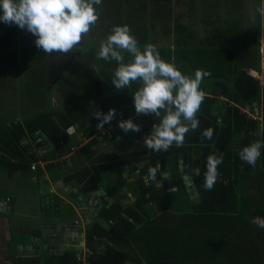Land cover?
I'll return each instance as SVG.
<instances>
[{
	"label": "trees",
	"instance_id": "1",
	"mask_svg": "<svg viewBox=\"0 0 264 264\" xmlns=\"http://www.w3.org/2000/svg\"><path fill=\"white\" fill-rule=\"evenodd\" d=\"M106 2L102 0L101 5L96 7H101L103 13L113 14L117 25H129L135 38L138 36L141 41H147L148 32L143 28L141 21L148 6L138 4L131 9L123 5L124 0ZM235 2L236 0H201L204 10L202 15H196V18H199V15L204 16V20H198L200 27L202 24L209 25L204 28H210L219 34L207 32L208 35L204 38L196 39L197 32H191L190 23L184 27L176 22L173 16L167 15V11H172L174 0H155L153 20L166 28L170 27V30L163 27L165 33H162L165 38H171V42L174 39V44L157 48L161 57L168 62L174 61L177 68L186 75L194 74L196 69H201L209 75L203 78L200 85L205 97L197 113L199 128L186 134L183 147L177 148L173 145L167 152L147 149L143 145L144 135L139 134L142 131L133 132L140 141L137 154L145 157L142 160L146 165L140 172L137 166H134L127 178L122 177L119 172L120 164L114 162V157H93L91 149L99 144L94 137V127L100 123L94 114L98 110L107 114L109 109H115V117L110 123L118 119H136L138 116L135 113L132 94L139 86L138 82H134L131 87L120 89L113 96H108L103 78L104 73L108 71L104 67L103 70L99 69L93 51L85 54L86 50L82 51L80 48L71 57L69 53L59 54L69 57V61L55 80H52L47 68L50 58L35 46L36 38L31 33L26 30L21 32L20 42L30 46L27 55L31 54L34 60L32 66L24 67L28 59L24 65H20L21 69L30 68L28 83L21 80V90L28 86L31 101L38 104L28 109L32 110L33 114L23 122L0 120V169L4 171V176L11 180L13 176L30 173L31 165L39 161L47 165V171H57L69 159L74 163L76 172L72 178L77 180L85 192L91 193L101 187L104 172L112 171L115 175L107 186V194L111 198L110 205L101 209L96 221L86 229L85 248L91 253L86 255L84 260L79 258L78 252L73 249H63L60 253L52 255L46 254L45 251V254L34 252L31 256L22 257L17 254L14 245L11 250L12 264H264V251L243 254L241 241L237 243L232 239V235L241 234L238 229L228 236L223 232L225 225H221V229L211 230L213 220L221 218L220 214L234 212L231 211L233 205L230 204L238 201L235 191L238 177L242 174L239 170L244 169L245 175L249 176L264 170V149H261L262 154L255 168L242 162L238 155L239 151L250 143L264 141V118L261 121L259 118L253 120L251 115L243 112L247 107L252 109L254 104L261 100L264 110V87L246 71L247 68H260V36L257 35L255 39V46L251 49L254 51L252 56V53L244 54V50L247 52L249 47L246 36L242 37L237 28L232 26L227 29L222 27L223 16L234 13L225 8L228 5L235 6ZM118 3H121V7L115 10ZM169 22L173 25H168ZM2 26L0 22V30ZM151 28L156 30L154 23ZM2 36L3 31H0V37ZM90 41L97 43L100 49L97 40ZM239 41L241 46L237 44ZM122 54L127 62L130 56L126 52ZM114 69L115 67H112L111 71L114 72ZM49 81L52 85L48 84ZM54 91H57L60 99L57 105L53 103ZM85 93L93 97L90 103L83 102L85 97L82 95ZM78 96L81 97L77 98ZM143 122V133H147L156 118L149 115ZM207 128H212L214 135L211 140L202 141L201 133ZM71 130L78 133L80 142H74ZM122 134L125 133L115 134L102 142H108ZM32 137H36L33 142L38 144L37 147L47 146V152L41 158H38L27 144ZM238 137L241 139L238 140ZM84 141L87 143L84 144ZM74 146H80L79 152L76 156L69 157L70 149ZM212 153H223L224 159L218 166V180L209 191L203 186V173L206 171V158ZM76 157H82L84 163L92 162L95 166L77 167ZM150 167L157 168L156 180L145 185L144 177ZM197 170L199 174L195 176ZM169 172L172 174L170 186L177 185L180 193H183V177L192 176L201 196L198 204H190L181 215L179 208L174 209L175 213L162 215L164 206H167L162 198L170 195V199L174 200L176 195L179 196L178 191H167L170 186L163 174ZM137 173L139 176L130 180ZM68 179L64 182L68 183ZM128 195L133 197V203L122 204V199L125 200ZM163 217H166L165 221ZM182 224L185 225L181 226ZM215 226L217 227L218 223H215ZM195 236L201 241L200 249H205L204 252L197 253L196 249L185 246L184 241L194 239ZM29 240L21 242L33 246V241ZM211 240H214L213 248ZM41 242L40 239L39 246L44 248ZM99 246H103V250L97 251ZM227 246H234V251H228Z\"/></svg>",
	"mask_w": 264,
	"mask_h": 264
},
{
	"label": "crops",
	"instance_id": "2",
	"mask_svg": "<svg viewBox=\"0 0 264 264\" xmlns=\"http://www.w3.org/2000/svg\"><path fill=\"white\" fill-rule=\"evenodd\" d=\"M250 1V5L248 4V10L249 13H246L248 16V22L244 25L237 27V30L240 32L239 34H242V37H247L248 40L254 43L255 46V39L257 35L260 36V45L262 40L264 39V17H262L258 11V8L260 7L261 0H248ZM246 5V2L244 0L243 2ZM201 5V3H198L197 7ZM236 10H239L237 8ZM252 10V13H251ZM254 12V14H253ZM228 22V20H227ZM21 34V31H20ZM239 36V35H238ZM241 37V38H242ZM10 41H13V39L10 37ZM260 45H259V52H260ZM253 46V47H254ZM58 55L60 53H57ZM56 54V55H57ZM56 55L50 56L48 55L49 64L56 58ZM261 55V54H260ZM252 56H254V51H252ZM0 56V66H8L9 61L3 60ZM20 64L19 66H15V70L20 67V65H24L23 58H19ZM263 57L261 55L262 61ZM11 61L17 63L16 59H11ZM254 63V62H253ZM15 65V64H14ZM260 67V64H259ZM47 68L49 69V66L47 65ZM3 70V67H0V74ZM257 69H250L247 68L246 71L251 75L252 72L258 71ZM29 71L30 68H22L17 71L16 75L13 77L15 80V83L17 82V78H20V84L21 80L26 81L28 83L29 80ZM9 80L4 79L2 75H0V100L2 98L5 99V96L1 97L2 92V84L4 81ZM44 80V79H43ZM46 83L47 81L44 80ZM29 87L27 86L24 90H21V85L19 86L18 91L23 92V98L25 99V95L28 94ZM57 93V92H55ZM1 102V101H0ZM5 104H7L6 99L3 100ZM38 104L36 101L32 102H26L22 103L23 106H21V110H24V113L29 116H31L32 110H28L29 108H32L33 105ZM1 105V103H0ZM4 111L10 110L9 108H4ZM16 111H18L17 108H15ZM250 111V112H249ZM243 112L248 113L249 116L251 115V119L255 120L256 118H259L260 121L264 118V110H263V101L261 100L259 103H255L253 108L249 109L247 107V110H244ZM33 114V113H32ZM28 117L24 118L27 119ZM8 121V120H6ZM17 122H23V120H15ZM145 126L144 122L140 125L141 131L139 134L144 135V137L148 134H150V131L147 133H143L144 129L142 128ZM71 137L74 140L75 143H78L81 141V137L78 135V133L75 130L70 131ZM128 133L127 135H117L115 139H112L110 141L102 142V140H98L99 144H97L93 149H91L93 157L98 156H106V157H114L116 160L114 162L116 164H120L119 172L121 173L123 178H127L129 176L130 169L134 168V166H137L138 171L140 172L141 169H143L146 165V162L142 160L145 158L144 156H139L137 153L138 146L140 144L139 138L136 134ZM238 140L241 139V137L237 138ZM36 140V137H32L29 140L28 145L31 146L33 149V152L36 153V156L38 158L43 157L45 153L47 152V146H41L37 147L38 144L33 142ZM261 141V140H260ZM41 143V142H39ZM87 143V141H86ZM84 141V144H86ZM26 144V145H27ZM44 145V144H43ZM51 146V145H50ZM79 152V151H78ZM69 155L70 156H76L78 154ZM65 163V165L61 166L60 169L57 171H47L45 168L47 165L42 167L38 166L35 171H32L30 168V173L27 174H21L13 176L10 180V178H6L4 176V171L0 169V192H1V198H0V257H12L11 256V250L13 249V246H10V242L13 239L12 233H11V226L14 227L15 235L17 244L15 245L14 249H17V254L24 255V256H31V253L37 252L39 254H42L43 251L46 252V254L52 255L60 253L63 249H73L74 251L78 252V254H83V248H85V234L86 229L88 227H91V225L96 221L98 216L97 212H87L86 214L90 215L91 218L90 223L87 224L86 227V221L88 222V219L82 217L80 218L81 221V231L74 232L72 230L68 229V225L61 224L63 223L60 219L63 217V214L67 213L69 214V217H73L70 213L71 207V201L69 198H72L73 200L76 199L78 193L81 194H91L92 200L91 204L93 203L95 206L98 204L102 205V209L107 208L111 203V198L107 194V186L111 180L114 179V172H104L103 177L104 181L102 182L101 187L91 193L85 192V190L82 188L81 185L78 184L77 180L72 178L73 175L76 174L74 172V163L72 161H68ZM75 161H77L79 167L80 165H83V167H94L95 164L91 163H84V160H82V157H76ZM138 161V162H137ZM40 162V161H39ZM133 162V163H131ZM84 163V164H83ZM102 165L107 163H101ZM100 164V165H101ZM33 165V164H32ZM79 169V168H78ZM47 171V172H46ZM239 171L242 172L241 175H239V182L236 187L235 194H237V203H231L230 205H233L230 209V214L222 213L220 214L221 218H216L213 220V224L211 227L212 231H215L216 229H221V225H225L226 229H224V233L227 234V236L231 233L233 230L238 229L241 234L232 235V239L236 241L237 243L241 241L240 246L244 249L243 254H254L257 250H260V253L264 251V230L262 228H259L257 225L252 223V219L254 217H264V170H259L257 174L253 173L252 176L245 175L244 169H240ZM169 178L172 177V174L169 172L167 173ZM195 176H197V171L194 173ZM139 176L137 173L136 175H133L130 180H133V178ZM190 179L184 180V189H181L183 193H180L178 190V186H170L171 179L166 180L169 183V188L167 189L168 192H179V196L176 195L174 200L170 199V195H166L162 198V201L167 204V206H164V213L162 212V215L164 216L165 213H170L175 208H179L180 215L183 213L184 210H187L190 204H198L201 201V196L199 194V189L197 187L196 181L192 176H188ZM68 179V183H65L64 180ZM164 178V175H163ZM30 181V182H29ZM32 184H34V187L36 188V193H34L32 199L28 200L29 204L31 206L27 207V202L25 199V196L23 195L24 190L29 192L31 188L33 187ZM42 184H44L42 186ZM161 184V183H159ZM227 185V183L225 184ZM164 186V182L162 184ZM180 189V188H179ZM84 197V196H83ZM133 203V197L131 195H128V197L123 200L122 204L128 205ZM172 204V206H171ZM67 205V207H65ZM52 206V213H50L47 209V207ZM29 212L33 214V216L29 219V221L32 223L30 226L31 228L27 230H23L21 223L23 214ZM12 215L16 216L17 222L13 224L11 222ZM164 221L166 220V217H163ZM38 221V225L35 221ZM10 222L11 226L9 227L8 223ZM215 223H218V226H215ZM185 224H182L183 226ZM230 230V231H229ZM58 237H64L63 241H60V243L57 244V241L55 239ZM79 237H81L80 240ZM30 239L33 241V246L31 244L25 245L21 240ZM40 239L41 244L44 246V249L42 250V247L40 245ZM62 239V238H61ZM29 240V241H30ZM48 240H52L53 242H48ZM78 241V242H76ZM214 240H211L212 248L214 246L213 244ZM31 243V242H30ZM184 244L186 247H192L193 249L197 250V253L199 251H205V249L202 248L201 241L195 236V238L186 239L184 241ZM179 245H182V242H179ZM38 248V249H35ZM228 251H234V246H227ZM211 251V249H210ZM79 256V255H78ZM12 258L10 260L5 261V264H12ZM4 263V262H3Z\"/></svg>",
	"mask_w": 264,
	"mask_h": 264
},
{
	"label": "clouds",
	"instance_id": "3",
	"mask_svg": "<svg viewBox=\"0 0 264 264\" xmlns=\"http://www.w3.org/2000/svg\"><path fill=\"white\" fill-rule=\"evenodd\" d=\"M101 3L102 0H0V22L31 33L36 38L35 46L47 55L68 54L98 21L96 6ZM258 11L264 17V0ZM124 52L130 56L127 62ZM99 57L116 61L118 66L111 81L115 89H125L138 82L132 94L135 113L156 118L143 145L156 152H167L173 145L183 147L186 134L199 128L197 113L205 97L200 85L209 73L201 69H196L192 75L182 73L174 61L164 60L154 45L146 44L141 48L126 24L114 26L107 38L100 41ZM115 114V109H109L107 114L98 110L94 114L100 121L97 129H103ZM117 126L125 134L141 131L132 119L120 120ZM213 135L212 128L205 129L201 133L202 141L211 140ZM261 149H264V141H254L243 147L238 155L242 162L255 168ZM223 159V153L207 156L203 173L206 190H212L216 184L220 175L218 166ZM163 175L165 180L170 179L167 173ZM156 176L157 168L150 167L144 177L145 185L155 181ZM252 223L264 229V217H254Z\"/></svg>",
	"mask_w": 264,
	"mask_h": 264
},
{
	"label": "rangeland",
	"instance_id": "4",
	"mask_svg": "<svg viewBox=\"0 0 264 264\" xmlns=\"http://www.w3.org/2000/svg\"><path fill=\"white\" fill-rule=\"evenodd\" d=\"M244 0H236L235 2V6L232 5H228L225 10H228L230 12H234L233 15H225L223 16L222 20L224 21L223 24V28L227 29L230 26L237 28L240 27L242 25H244L245 23V27H246V23L248 22V16L246 13H249L248 10V4L250 5V1L245 0L246 5L243 3ZM105 3L106 0H105ZM201 3V0H174V4L172 7V11H167V15L168 16H173L174 20L177 22H179L181 25L188 26V23H190V25L193 27L191 28V32H197V37L196 39H201L204 38L206 35H208L207 32H212L214 34H219V33H215L213 32L212 29H208L206 30V28H204L205 26H209V25H203L202 27H200V24L198 22V20H204V16L201 17L202 12H203V8L202 5H199L197 8V4ZM138 4H145L146 6H148V10L146 12V15L143 17L142 21V25L143 28L145 30H147L146 34H147V41L143 42L141 41V39L136 36V40L138 41V44L141 45H146V44H152L154 45L156 48H164L166 46L171 45V43L174 42V39L171 42V38H165V36L163 35V33H165V30H162V28H166L165 26H162L161 24H159L158 22H154L153 20V13L152 10L156 7L155 4V0H124L123 5L125 7H129L132 9V7H136L138 6ZM196 4V6H195ZM121 7V3H118L115 10H117L118 8ZM237 8H239V10H236ZM196 12V14H195ZM97 13L99 16L98 21L95 23V25L92 26V28L90 29V32L85 34L82 37V40L80 42V44L75 47L71 53H69L70 57L71 55H74L76 52V50H78L79 48L83 51H85V54L88 53H92L91 51L94 52V55L96 57V63L99 65V69L103 70V67L106 69V73H104V84H105V89H106V93L108 96H113L115 95L119 90L115 89L114 85L111 83L112 78H113V71H111L112 67L116 68V61L114 60H108L105 61L103 59H101L99 57V46L97 45V43H93L90 40H97L98 44L100 45V41L102 39H106L107 36L110 34L111 29L114 26H117L116 21H115V17L113 14L111 13H103V10L101 7H97ZM198 13H201V15H199V18H196V15ZM252 13V10H251ZM254 14V12H253ZM231 16V17H229ZM165 18H167V16L165 15ZM228 20V22H227ZM151 22L152 24L154 23L155 31L152 30L151 28ZM219 24V23H218ZM217 24V25H218ZM2 28H1V32L3 31V36L0 37V56H2L1 58H3V60H7L9 61V65L8 66H0L3 67V70L1 72L0 75L3 76L4 79H9L3 82L2 86V92H1V97L3 95V97L5 96L6 102L7 104H5L3 102V100H5L4 98H2V100H0L1 105H0V120L1 122L6 121V120H11V121H15L17 120H24V118L28 117L27 114L24 113V110H21V106H23L21 104L22 103H26V102H32L30 97V94H26L25 95V99L22 97L21 98V92L18 91L19 86H20V78H17V82L15 83L14 80V76L16 75L17 71L19 72V70L21 69V66L19 68H17V70H15V66H19L20 61L19 59H17V63L11 61V59H16V58H23L24 62L27 61L28 59V63H26L24 65V67L27 66H32L34 65V60L32 58V55L30 54V56L27 55V50L30 48V46L28 47L27 44L25 43H21L20 39H21V34L20 31L22 32L23 30H21L20 28H18L15 25L12 26H8L5 25L4 23H2ZM168 25L172 26L173 23L169 22ZM216 25V26H217ZM129 26V25H128ZM130 27V26H129ZM204 28V29H203ZM222 28V29H223ZM168 30H170V27L166 28ZM204 30V31H203ZM133 31V29L131 30ZM172 31V30H171ZM222 31V30H221ZM163 32V33H162ZM173 32V31H172ZM204 32V33H202ZM202 33V34H200ZM221 33V32H220ZM12 38L13 41H10ZM211 40V37H208ZM226 41L228 42L229 40L226 39ZM233 42L235 43V40H233ZM248 51L245 52L244 50V54H250L252 53L253 49V45L254 43L251 42L250 40L248 41ZM174 44V43H173ZM219 44V43H218ZM238 45L241 46L240 41L237 43ZM218 46V45H216ZM98 47V48H97ZM97 48V49H96ZM143 48V47H142ZM57 53H52L50 54V56H54ZM87 59H89V57H87ZM69 61V57H65V56H61V55H56V58H54V60L49 64V77L52 80H55V78L59 75V73L63 70L64 65ZM15 64V65H14ZM34 73L37 74V71H35ZM34 73L32 75V77L34 76ZM67 82V80H65V83ZM49 85H52L51 81L48 82ZM57 91L53 92V103L55 105H57L60 102V99L58 98L57 93H55ZM85 98L82 99L83 102H91L93 97L91 95H88L87 93H85L84 95ZM81 96H78L77 98H79ZM4 108H9L10 110L8 111H4ZM15 108L18 109V111L15 110ZM30 182V181H29ZM44 184H42L43 186ZM32 188L29 192L25 191L23 192V195L25 196L26 202H27V207L31 206V204H29L30 199H32L34 193H36V188L34 187V184H32ZM48 211L50 213H52V206L51 207H47ZM176 211H172V213H175ZM33 216V214L26 212L23 214V218H22V223L21 226L23 228V230H27L29 228H31L30 226L32 225V223L29 221V219ZM17 220H16V216L12 215L11 217V222L13 224H15ZM36 224L38 225V221H35ZM9 227L11 226L10 222H7ZM11 233L13 236L12 241L10 242V246H14L17 244L15 235H17L15 233L14 227L11 226ZM23 241V240H21ZM42 249H44L42 247ZM43 254H45V252L43 251ZM24 257V255L22 256ZM44 257V255H43ZM11 257H0V264H5V261L7 262V260H10ZM4 262V263H3Z\"/></svg>",
	"mask_w": 264,
	"mask_h": 264
},
{
	"label": "built area",
	"instance_id": "5",
	"mask_svg": "<svg viewBox=\"0 0 264 264\" xmlns=\"http://www.w3.org/2000/svg\"><path fill=\"white\" fill-rule=\"evenodd\" d=\"M260 54L262 55L263 59L260 63V68L258 71L252 72L251 75L259 81V84L264 87V39L261 42L260 45ZM149 115H139L136 119H132L134 123L142 124L145 119H147ZM122 119H118L116 122L109 123L107 125H104L103 129L98 130L97 125L94 127V137L97 138V140H103V139H110L113 135L121 133L122 131L117 126L118 122ZM80 146H74L70 149V155H73L78 152ZM46 164L42 162H38L36 164L31 165V170L35 171L38 166L44 168ZM103 246L97 247V251L103 250ZM91 252L87 251L86 248H83V254H78L79 258L84 260L86 255H89Z\"/></svg>",
	"mask_w": 264,
	"mask_h": 264
},
{
	"label": "water",
	"instance_id": "6",
	"mask_svg": "<svg viewBox=\"0 0 264 264\" xmlns=\"http://www.w3.org/2000/svg\"><path fill=\"white\" fill-rule=\"evenodd\" d=\"M200 110V109H199ZM199 112V111H198ZM84 196V197H83ZM71 201V205H69L71 207V215L73 217H69L68 212L63 214V217H61V221L64 225H68V229L72 230L74 232L77 231H81L82 225H81V221L80 218L84 217L86 219H88V222L86 221V227L88 226L87 224L90 223L91 218L90 215L86 214L87 212H100L102 209V205L98 204L97 206H95L93 203L91 204V200H92V195L91 194H81L80 192L78 193L76 199H72L69 198ZM65 207H67V205H65ZM62 238V239H61ZM81 237H79L78 240H80ZM64 237H60L58 239V237L55 239V241H57V244L60 243V241H63ZM42 242H46V241H42ZM48 242H53L52 240H48ZM78 242V241H76Z\"/></svg>",
	"mask_w": 264,
	"mask_h": 264
}]
</instances>
